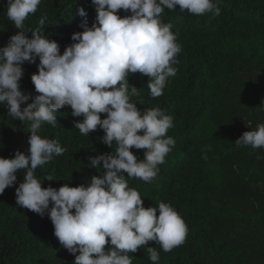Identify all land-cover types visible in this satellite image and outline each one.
I'll return each instance as SVG.
<instances>
[{
  "label": "trees",
  "instance_id": "16d2710c",
  "mask_svg": "<svg viewBox=\"0 0 264 264\" xmlns=\"http://www.w3.org/2000/svg\"><path fill=\"white\" fill-rule=\"evenodd\" d=\"M90 2L41 0L24 30H35L45 17L42 34L55 40L62 54L73 43L71 34L83 30L77 9L84 8L89 27L94 22ZM214 3L218 16L165 8L161 19L172 25L181 51L176 74L167 79L161 96H150L147 76L137 72L127 78L139 89L140 95L131 98L138 109L160 108L173 117L166 136L175 146L158 165L157 176L151 183L128 181L143 207L169 203L187 225L184 243L170 252L154 241L145 246L159 251L158 264H264V148L235 144L242 133L264 124V0ZM6 13L7 0H0V47L16 32ZM36 63L22 66L24 94L37 95L30 79ZM80 119L65 106L57 110L55 126L45 123L40 129L42 138L56 139L67 149L35 170L42 187L86 185L100 171L88 166L87 157L115 150V144L110 149L100 141L104 133L99 127L81 135L73 127ZM28 135V122L10 117L6 105H0V157L12 158L17 150L26 154ZM130 150L143 159V149ZM24 174L17 172L13 186L0 194V264H72L75 257L60 247L48 216L16 205L15 188ZM145 247L129 254L132 264H152Z\"/></svg>",
  "mask_w": 264,
  "mask_h": 264
},
{
  "label": "clouds",
  "instance_id": "9594fccd",
  "mask_svg": "<svg viewBox=\"0 0 264 264\" xmlns=\"http://www.w3.org/2000/svg\"><path fill=\"white\" fill-rule=\"evenodd\" d=\"M40 3L7 0L6 15L16 32L0 47V105H6L10 117L28 122L29 147L26 154L17 150L12 158L0 157V194L24 170L23 182L15 188L16 205L48 216L60 247L74 255L72 264H132L129 254L150 241L170 252L184 243L186 223L169 203L143 207L141 195L128 181L151 183L157 176L158 165L175 146L166 136L173 117L160 108L138 109L131 98L140 95L139 89L127 78L137 72L147 76L150 96H161L167 79L176 74L181 51L172 25L161 19L165 8L179 6L181 12L197 16H218L220 8L214 0H91L94 22L89 27L87 13L78 8L83 30L71 34L73 43L61 54L59 44L42 34L45 17L35 30H24ZM121 10L130 14L121 17ZM25 62L36 63L37 72L30 77L34 96L20 88ZM65 106L73 117H82L73 124L81 135L99 127L104 133L100 141L116 147L87 157L88 166L100 171L86 185L42 187L35 170L67 149L39 132L45 123L55 126L57 110ZM101 114H106L103 119ZM235 144L264 148V124L242 133ZM132 148L143 149V159ZM145 248L152 264H158L156 247Z\"/></svg>",
  "mask_w": 264,
  "mask_h": 264
}]
</instances>
